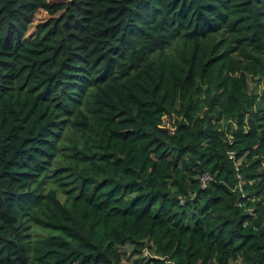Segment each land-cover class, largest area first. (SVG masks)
Returning <instances> with one entry per match:
<instances>
[{"label":"trees","instance_id":"1","mask_svg":"<svg viewBox=\"0 0 264 264\" xmlns=\"http://www.w3.org/2000/svg\"><path fill=\"white\" fill-rule=\"evenodd\" d=\"M127 244L264 264V0H0V264Z\"/></svg>","mask_w":264,"mask_h":264},{"label":"rangeland","instance_id":"2","mask_svg":"<svg viewBox=\"0 0 264 264\" xmlns=\"http://www.w3.org/2000/svg\"><path fill=\"white\" fill-rule=\"evenodd\" d=\"M47 14L48 13L46 11L41 10L36 16V21H41V20L46 19ZM253 88H254V82L252 80H250L249 90L252 91ZM236 126H237V124H236ZM240 162L241 161H238V164ZM253 210L254 209H252L250 212H252ZM122 250L125 253V255L119 264H139V262H140L139 260H141L142 257H147L149 255V253L151 252L148 249H144L143 253L140 254V253L136 252L135 247L131 244H127L125 246H122ZM141 263H143V262H141ZM233 264H239V261L235 262Z\"/></svg>","mask_w":264,"mask_h":264},{"label":"built area","instance_id":"3","mask_svg":"<svg viewBox=\"0 0 264 264\" xmlns=\"http://www.w3.org/2000/svg\"><path fill=\"white\" fill-rule=\"evenodd\" d=\"M237 128V126H236V123H234V126L232 127V129H230V131H231V133H228V138H229V140L231 141V142H233L234 141V135L232 134L233 133V131H234V129H236ZM235 155V153L234 152H231V156H234ZM211 178V176L208 174V173H206V174H204L203 176H202V186L204 187V186H206V183H207V181L209 180Z\"/></svg>","mask_w":264,"mask_h":264},{"label":"clouds","instance_id":"4","mask_svg":"<svg viewBox=\"0 0 264 264\" xmlns=\"http://www.w3.org/2000/svg\"><path fill=\"white\" fill-rule=\"evenodd\" d=\"M232 127H233V123H232ZM232 129V128H231Z\"/></svg>","mask_w":264,"mask_h":264}]
</instances>
